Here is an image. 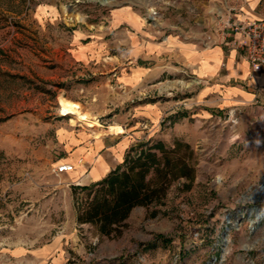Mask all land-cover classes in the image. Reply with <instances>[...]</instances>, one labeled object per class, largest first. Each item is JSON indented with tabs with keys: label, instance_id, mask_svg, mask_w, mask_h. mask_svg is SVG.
<instances>
[{
	"label": "rangeland",
	"instance_id": "rangeland-1",
	"mask_svg": "<svg viewBox=\"0 0 264 264\" xmlns=\"http://www.w3.org/2000/svg\"><path fill=\"white\" fill-rule=\"evenodd\" d=\"M204 1L0 0V264H264V191L257 194L264 134L243 137L238 121L197 100L188 74L158 78L157 61L129 49L133 32L158 43L196 34L202 47L215 46L209 39L221 11H205ZM126 10L144 21L146 35L117 26ZM77 33L86 44L100 39L99 59L74 58ZM143 68H151L149 84L125 83ZM66 101L103 127L72 125L61 115ZM147 106L161 113L146 115ZM115 123L125 132L109 133ZM80 129L129 139L124 160L179 141L180 153L192 154L195 179L174 181L160 201L135 207L103 235L80 221L95 195L84 187L93 182L71 179L75 166L56 173L74 165L61 131Z\"/></svg>",
	"mask_w": 264,
	"mask_h": 264
},
{
	"label": "crops",
	"instance_id": "crops-1",
	"mask_svg": "<svg viewBox=\"0 0 264 264\" xmlns=\"http://www.w3.org/2000/svg\"><path fill=\"white\" fill-rule=\"evenodd\" d=\"M230 7L236 9L240 19H264V0L204 1L205 11H224ZM118 14L115 17L117 26L124 22L131 31L146 35L142 19L127 10ZM129 37V49L134 56L157 61L155 72L158 78L164 77L166 72H173L179 78L183 72L188 74L198 84L197 100L204 103L210 113L223 114L227 120L235 119L242 125L240 132L243 137H247L246 133L250 131V136L254 133L259 141L264 134V65H251L243 52L231 44L202 47L196 34L188 41L173 36L160 43L144 42L136 36V32ZM84 38L81 33L75 34L74 58L83 63L99 59L100 39L92 37L86 44ZM148 70L151 68L132 69L125 83L132 86L149 84ZM143 111L146 115L159 114L161 108L147 106ZM60 138L67 148L74 150L70 161L76 168L70 173L71 179L85 184L98 182L116 169L115 164L123 162L130 145L129 139L118 142L113 137H102L100 134L95 138L86 129H80L78 133L61 131Z\"/></svg>",
	"mask_w": 264,
	"mask_h": 264
},
{
	"label": "trees",
	"instance_id": "trees-1",
	"mask_svg": "<svg viewBox=\"0 0 264 264\" xmlns=\"http://www.w3.org/2000/svg\"><path fill=\"white\" fill-rule=\"evenodd\" d=\"M181 142L167 147L159 141L142 149L135 157L126 156L122 165L105 178L85 186L95 193L81 222L96 225L103 235L110 236L125 223L137 206H149L160 201L176 180L195 179L192 154L180 153Z\"/></svg>",
	"mask_w": 264,
	"mask_h": 264
},
{
	"label": "built area",
	"instance_id": "built-area-1",
	"mask_svg": "<svg viewBox=\"0 0 264 264\" xmlns=\"http://www.w3.org/2000/svg\"><path fill=\"white\" fill-rule=\"evenodd\" d=\"M211 45L231 44L240 49L251 65H264V19H240L234 7L221 11L215 17ZM74 170V165L63 164L57 174Z\"/></svg>",
	"mask_w": 264,
	"mask_h": 264
},
{
	"label": "bare ground",
	"instance_id": "bare-ground-1",
	"mask_svg": "<svg viewBox=\"0 0 264 264\" xmlns=\"http://www.w3.org/2000/svg\"><path fill=\"white\" fill-rule=\"evenodd\" d=\"M103 3H109L110 0H101ZM62 116H70V122L72 125H85L86 127H91L94 129L102 128V123L88 111H83L81 107L72 102H65L63 110L61 112ZM108 132L111 134L124 133L125 129L120 124H111L107 127ZM96 137L99 136V132L94 133ZM263 193L260 189L257 194Z\"/></svg>",
	"mask_w": 264,
	"mask_h": 264
},
{
	"label": "water",
	"instance_id": "water-1",
	"mask_svg": "<svg viewBox=\"0 0 264 264\" xmlns=\"http://www.w3.org/2000/svg\"><path fill=\"white\" fill-rule=\"evenodd\" d=\"M260 190L261 191H264V180L261 182V184H260Z\"/></svg>",
	"mask_w": 264,
	"mask_h": 264
}]
</instances>
